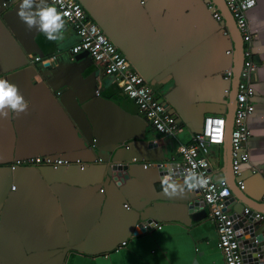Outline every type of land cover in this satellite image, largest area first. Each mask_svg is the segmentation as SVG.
<instances>
[{
	"label": "crops",
	"instance_id": "crops-1",
	"mask_svg": "<svg viewBox=\"0 0 264 264\" xmlns=\"http://www.w3.org/2000/svg\"><path fill=\"white\" fill-rule=\"evenodd\" d=\"M78 1L182 129L174 137L155 131L91 58L70 59L77 36L69 23L62 39L50 41L20 21L21 0H0V79L17 85L28 102L26 114L0 118V264H222L215 222L189 212L194 193L181 178L176 149L201 130L205 114L226 118L222 73L231 61L221 30H229V19L216 21L199 0ZM247 19L259 61L251 76L252 131L264 129V0H255ZM30 55L40 60L31 63ZM246 147L245 206L264 214V137L250 135ZM35 154L89 165L10 169L15 158ZM207 158L213 180L227 183L223 145L211 146ZM116 162L127 167H112ZM156 163L169 165L163 172ZM170 183L183 192L168 194Z\"/></svg>",
	"mask_w": 264,
	"mask_h": 264
},
{
	"label": "built area",
	"instance_id": "built-area-1",
	"mask_svg": "<svg viewBox=\"0 0 264 264\" xmlns=\"http://www.w3.org/2000/svg\"><path fill=\"white\" fill-rule=\"evenodd\" d=\"M22 1V0H21ZM58 12L62 14L64 21L69 23L77 36V42L70 47V59L80 52H86L93 62L101 67L102 73L111 77L119 90L132 99L137 105L139 112L147 123L159 133L172 137L182 129L175 116L168 112L166 104L154 97L144 77L134 68L128 58L104 33L100 26L87 18L85 10L78 0H49ZM232 17L235 28L242 41V61L238 72V80L235 86L234 110L232 126L229 135L230 144V170L236 178V185L243 190L245 184L240 178L241 165L249 161V153L246 147L250 137V129L247 120L253 113L252 98L254 88L251 84V76L255 73L257 64L252 53V33L248 19V11L255 5V0H223ZM6 3L3 2V5ZM207 9L216 21H221V13L211 1L206 2ZM223 34H229L223 26ZM227 55L233 54V48L225 51ZM38 56H31L29 62L39 61ZM232 67L225 68L222 78L230 84L232 80ZM230 86L224 89L228 94ZM99 93L96 89L95 94ZM226 134V120L222 115L205 114L203 116L201 130L192 135L191 141L181 144L176 151L180 157L184 180H188L190 174L203 178L206 183L202 187L190 188L193 193L201 198L206 215L215 222L217 242L216 245L222 254V264H246L243 249L234 223L239 217L234 211H229L228 200L231 197L230 189L224 180L215 181L211 176L209 160L207 158L210 147L221 145ZM135 161V159H132ZM100 162L99 158L94 160ZM45 164L53 169L69 165H78L84 169L89 164L76 158L70 160L62 156H50L35 154L24 158H15L9 163L10 169L21 165ZM163 166L164 163H159ZM253 172L256 168L252 169ZM191 183V181H189ZM259 200L264 204V192ZM127 208V205H124ZM243 213H248L250 208H242ZM253 218L264 225V214L254 211ZM124 245V241L119 246Z\"/></svg>",
	"mask_w": 264,
	"mask_h": 264
},
{
	"label": "water",
	"instance_id": "water-1",
	"mask_svg": "<svg viewBox=\"0 0 264 264\" xmlns=\"http://www.w3.org/2000/svg\"><path fill=\"white\" fill-rule=\"evenodd\" d=\"M199 1L204 3L206 9H207L206 2L211 1L218 8V10L221 13V16H223L224 19L228 18L230 21V23L228 25L229 30L227 29L229 34L226 36L229 39L228 49L232 47L233 48V54L232 55L226 54V55L228 57H230L231 63L229 66L232 67V73L233 74H232V80H231L230 84L227 81L226 87H228V85L230 86L229 93L228 94L224 93L228 97L229 105H230L229 110H228L227 115H226V118H225V120H226V134H225L224 142L222 143V145L224 147V160H225V162H224V167H225L224 173L228 174V176H229V177H226L227 185H228L230 192H231V197L228 200L229 208L233 209L232 201H239L242 204V206L245 207V205H249V204H247V202L245 201L246 197L244 196L243 190L241 191L238 189V187L235 183V178L233 177V175L231 176L229 174V169H230V164H229L230 163V159H229L230 158L229 135H230V129L232 126V116H233V110H234L235 86H236V83L238 80V72H239V69L241 66V61H242V41H241L239 33L237 32V30L235 28L232 17L229 14L223 0H199ZM3 2L6 3V5H4V6H7L9 3L11 4V1H3ZM207 11L209 12L208 9H207ZM221 24H223V22H221ZM223 25L225 26L226 24H223ZM221 33H223V29L221 30ZM113 43L120 49V47L115 42H113ZM79 57H88V55L86 52H80L79 54L75 55L73 59H76V58L78 59ZM254 60L256 61V63L259 62L256 57H254ZM47 62H49V61H47ZM131 64L134 66V64L132 62H131ZM134 68L138 71V69L135 66H134ZM158 101L163 103V104H166L167 108L169 107V104L166 102H163L162 98H159ZM124 146L128 147L127 144H124ZM44 155H46V154H44ZM52 156H59V155H52ZM83 162H85V161H83ZM167 164H164V166L161 167V171L164 172L166 170L165 168L167 166H165V165H167ZM72 165H75V164H72ZM69 166H71V165H69ZM75 166H77L78 169H80L78 165H75ZM112 167L118 168V169L119 168H125V167H127V163H125V162L124 163H117V162L112 163ZM59 168H63V167H59ZM55 169H58V168H55ZM80 170H82V169H80ZM181 178H183V176ZM183 181H185V180H183ZM198 205H203V202H202L201 198L197 197L194 193V196L192 197L191 201H189V204H188L189 212L191 213V215L194 216L193 218H196L201 214H203V215L206 214L204 207L201 208L200 212L194 211V209H196L195 207H197ZM233 210H234V213L239 217V220L234 223V228L237 230L236 232H237L238 238L240 239V245L243 249V256H244L245 263L246 264H264V231L259 232L256 229V226H258V222L253 218L254 209L250 208V211L246 214L243 213L242 209L239 211H237L235 209H233Z\"/></svg>",
	"mask_w": 264,
	"mask_h": 264
},
{
	"label": "clouds",
	"instance_id": "clouds-1",
	"mask_svg": "<svg viewBox=\"0 0 264 264\" xmlns=\"http://www.w3.org/2000/svg\"><path fill=\"white\" fill-rule=\"evenodd\" d=\"M16 14L29 31L36 29L50 41L62 39L65 21L57 8L47 5L46 0H39V3H37V0H22ZM27 110L28 102L25 101L18 86L8 80L0 79V118H6L10 112L17 115L26 114ZM261 122H264V118ZM250 134L256 138L264 137V129H253ZM185 183L188 184L189 188H195L204 186L206 181L192 173ZM178 188L182 193V187L170 183L165 191L168 192L170 189L171 191L168 194L176 195Z\"/></svg>",
	"mask_w": 264,
	"mask_h": 264
},
{
	"label": "bare ground",
	"instance_id": "bare-ground-1",
	"mask_svg": "<svg viewBox=\"0 0 264 264\" xmlns=\"http://www.w3.org/2000/svg\"><path fill=\"white\" fill-rule=\"evenodd\" d=\"M50 2V1H49ZM6 5V4H5ZM257 64V63H256ZM168 112L169 113H171L169 110H168ZM172 114V113H171ZM173 115V114H172ZM176 118V117H175ZM136 160V159H135ZM132 162H134V161H132ZM150 164H152V165H154L153 163H150ZM159 164V163H158ZM157 163H156V165H158ZM159 166V165H158Z\"/></svg>",
	"mask_w": 264,
	"mask_h": 264
},
{
	"label": "flooded vegetation",
	"instance_id": "flooded-vegetation-1",
	"mask_svg": "<svg viewBox=\"0 0 264 264\" xmlns=\"http://www.w3.org/2000/svg\"><path fill=\"white\" fill-rule=\"evenodd\" d=\"M254 57V56H253Z\"/></svg>",
	"mask_w": 264,
	"mask_h": 264
}]
</instances>
